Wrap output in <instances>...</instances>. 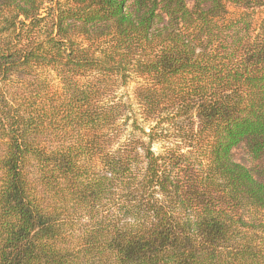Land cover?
<instances>
[{"label":"trees","instance_id":"trees-1","mask_svg":"<svg viewBox=\"0 0 264 264\" xmlns=\"http://www.w3.org/2000/svg\"><path fill=\"white\" fill-rule=\"evenodd\" d=\"M0 264H264V0H0Z\"/></svg>","mask_w":264,"mask_h":264},{"label":"rangeland","instance_id":"rangeland-1","mask_svg":"<svg viewBox=\"0 0 264 264\" xmlns=\"http://www.w3.org/2000/svg\"><path fill=\"white\" fill-rule=\"evenodd\" d=\"M227 10H228V16H229V17H234V16L238 15L239 12L241 11L239 8H237V7H235V6H232V5H229ZM134 86H135V83H134V82H131V83L128 84L127 86H124V87L120 88V89L118 90V95H120V97H121L123 100H125V101L131 103V104H132V107H133L134 109H136L137 106H136V104H135V100H134V96H133V88H134ZM139 122L141 123L142 120L139 119ZM142 124H144V123H142ZM144 126H147L146 123H145ZM161 145H162V143H156V144L154 145V148H155L156 150H159V148H160ZM236 155H237V158L240 159V158H241L240 156H243L244 154H242L240 151H237V152H236ZM245 156H246V155H245Z\"/></svg>","mask_w":264,"mask_h":264}]
</instances>
